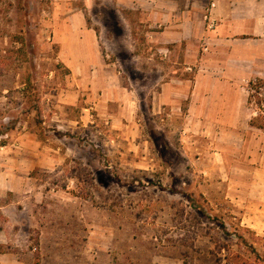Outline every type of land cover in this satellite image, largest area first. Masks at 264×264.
Returning <instances> with one entry per match:
<instances>
[{
	"label": "rangeland",
	"instance_id": "obj_1",
	"mask_svg": "<svg viewBox=\"0 0 264 264\" xmlns=\"http://www.w3.org/2000/svg\"><path fill=\"white\" fill-rule=\"evenodd\" d=\"M90 1L87 14L85 0H0L4 249L34 264H264L263 210L211 196L208 161L184 155V118L153 101L182 76L181 53L145 35L161 25ZM79 11L102 51L72 69L62 19ZM249 104L264 125L263 83Z\"/></svg>",
	"mask_w": 264,
	"mask_h": 264
},
{
	"label": "crops",
	"instance_id": "obj_2",
	"mask_svg": "<svg viewBox=\"0 0 264 264\" xmlns=\"http://www.w3.org/2000/svg\"><path fill=\"white\" fill-rule=\"evenodd\" d=\"M90 5L85 0L87 14ZM100 5L113 20L161 25L159 32L145 35L154 36L159 50L181 53L177 58L183 67L182 76L161 84L153 101L184 118V155L208 161L210 195L264 212V128L252 123L257 112L249 104L248 89L249 82L264 81V0H213L207 9L202 0H101ZM62 20L71 37L70 45H63L67 66L89 68L84 50L101 56V33L87 27L82 11ZM73 22L79 27L70 28ZM68 46L80 50L79 59H73L75 51ZM98 62L105 64L102 57ZM246 227L258 226L248 222ZM5 243L0 236V264H34L31 253L5 250Z\"/></svg>",
	"mask_w": 264,
	"mask_h": 264
},
{
	"label": "trees",
	"instance_id": "obj_3",
	"mask_svg": "<svg viewBox=\"0 0 264 264\" xmlns=\"http://www.w3.org/2000/svg\"><path fill=\"white\" fill-rule=\"evenodd\" d=\"M255 83H258V84H262L263 83V86H264V82L262 80L256 79V80H253V81L249 82V84H248L249 90ZM258 126L261 127V128H264V125H260L259 124Z\"/></svg>",
	"mask_w": 264,
	"mask_h": 264
},
{
	"label": "built area",
	"instance_id": "obj_4",
	"mask_svg": "<svg viewBox=\"0 0 264 264\" xmlns=\"http://www.w3.org/2000/svg\"><path fill=\"white\" fill-rule=\"evenodd\" d=\"M209 26H210V28H213L214 23L211 21V22L209 23Z\"/></svg>",
	"mask_w": 264,
	"mask_h": 264
}]
</instances>
